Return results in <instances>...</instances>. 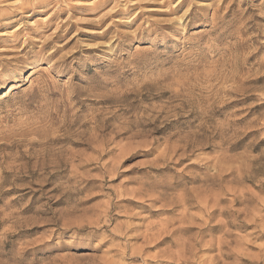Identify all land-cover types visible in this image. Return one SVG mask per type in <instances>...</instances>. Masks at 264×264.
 <instances>
[{
  "label": "clouds",
  "instance_id": "obj_1",
  "mask_svg": "<svg viewBox=\"0 0 264 264\" xmlns=\"http://www.w3.org/2000/svg\"><path fill=\"white\" fill-rule=\"evenodd\" d=\"M13 20L0 264H264V0H0Z\"/></svg>",
  "mask_w": 264,
  "mask_h": 264
},
{
  "label": "rangeland",
  "instance_id": "obj_2",
  "mask_svg": "<svg viewBox=\"0 0 264 264\" xmlns=\"http://www.w3.org/2000/svg\"><path fill=\"white\" fill-rule=\"evenodd\" d=\"M78 7H79L81 10H84V5H79ZM46 15H47L46 12L41 11V12H36V13H34V14H32V15L26 17L25 19H26L29 23H31V22L34 21V20H42V19H44V17H45ZM66 18H67L66 14H61V15L59 16V19H66ZM56 19H57V17H53V18H52L53 22H55ZM18 23H19L18 21L13 20L12 23H11L10 25H8L6 29H0V31H3V30L11 31L13 28H15V27L18 26ZM83 27H88L89 29H95L96 26H95V25H83ZM74 28H75V25H72V26L68 29V33H67V35H71L72 32L74 31ZM78 35H79V37H80L81 39H84V40L95 41V40L97 39V38L95 37L93 31L82 32V33H79ZM73 42H74V40H73V41H70V42H69V45H70L71 43H73ZM69 45H66V48L69 47ZM75 55H78V53H75ZM8 86H11V84H9ZM37 195H38V194H37ZM33 200H35V197H33ZM30 207H31V205H30ZM30 231L33 232V233H37L38 231H40V229H36V228H34V229H31ZM48 254H49V253L46 252V251H42V252H39V253H38V255H41V256H47Z\"/></svg>",
  "mask_w": 264,
  "mask_h": 264
}]
</instances>
